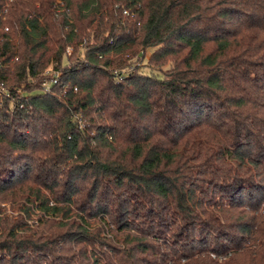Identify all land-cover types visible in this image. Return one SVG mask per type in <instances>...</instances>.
<instances>
[{
	"label": "trees",
	"instance_id": "trees-1",
	"mask_svg": "<svg viewBox=\"0 0 264 264\" xmlns=\"http://www.w3.org/2000/svg\"><path fill=\"white\" fill-rule=\"evenodd\" d=\"M0 85V264H264V0H0Z\"/></svg>",
	"mask_w": 264,
	"mask_h": 264
},
{
	"label": "rangeland",
	"instance_id": "rangeland-1",
	"mask_svg": "<svg viewBox=\"0 0 264 264\" xmlns=\"http://www.w3.org/2000/svg\"><path fill=\"white\" fill-rule=\"evenodd\" d=\"M153 51L152 48L148 49L147 52H146V57H145V60L143 58H140V60L136 61V64L138 65H141L143 71H151L150 69V64H147V58H149V56L151 55V52ZM47 72H49V70H47ZM50 82H46L45 83V89L46 87H48L47 85L49 84ZM4 88L3 85H0V89ZM4 90H6V88H4ZM10 212V210H8ZM30 224H32V222H30Z\"/></svg>",
	"mask_w": 264,
	"mask_h": 264
},
{
	"label": "built area",
	"instance_id": "built-area-1",
	"mask_svg": "<svg viewBox=\"0 0 264 264\" xmlns=\"http://www.w3.org/2000/svg\"><path fill=\"white\" fill-rule=\"evenodd\" d=\"M70 51H71V48H68V52L70 53ZM48 87H46V89L48 90L49 89V86H50V84H48L47 85ZM1 91H4V92H6V90H4V88H2V89H0Z\"/></svg>",
	"mask_w": 264,
	"mask_h": 264
}]
</instances>
